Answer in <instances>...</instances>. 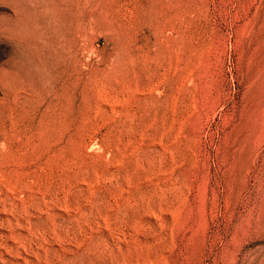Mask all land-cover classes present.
<instances>
[{"label":"rangeland","instance_id":"374dc122","mask_svg":"<svg viewBox=\"0 0 264 264\" xmlns=\"http://www.w3.org/2000/svg\"><path fill=\"white\" fill-rule=\"evenodd\" d=\"M49 1L43 76L0 3V264H264V0Z\"/></svg>","mask_w":264,"mask_h":264},{"label":"bare ground","instance_id":"6f19581e","mask_svg":"<svg viewBox=\"0 0 264 264\" xmlns=\"http://www.w3.org/2000/svg\"><path fill=\"white\" fill-rule=\"evenodd\" d=\"M4 0H0L2 3ZM15 8V16L6 25L10 33L20 44L34 47L35 53L41 55L42 62L37 69L39 76L43 70H56L58 61L64 57L61 50L45 53L47 44L57 45L61 33L73 29L63 21L64 12L57 2L49 0H11ZM42 66V67H41ZM66 68L72 66L63 64Z\"/></svg>","mask_w":264,"mask_h":264}]
</instances>
